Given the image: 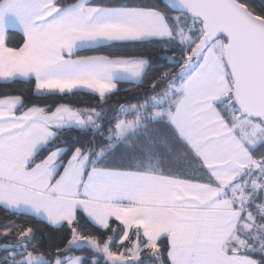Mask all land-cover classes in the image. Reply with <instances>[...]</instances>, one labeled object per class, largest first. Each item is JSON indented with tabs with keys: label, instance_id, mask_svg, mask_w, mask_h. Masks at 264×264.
Masks as SVG:
<instances>
[{
	"label": "snow or ice",
	"instance_id": "6c2138e0",
	"mask_svg": "<svg viewBox=\"0 0 264 264\" xmlns=\"http://www.w3.org/2000/svg\"><path fill=\"white\" fill-rule=\"evenodd\" d=\"M17 80L98 102L0 98V264H264V0H0Z\"/></svg>",
	"mask_w": 264,
	"mask_h": 264
},
{
	"label": "trees",
	"instance_id": "16d2710c",
	"mask_svg": "<svg viewBox=\"0 0 264 264\" xmlns=\"http://www.w3.org/2000/svg\"><path fill=\"white\" fill-rule=\"evenodd\" d=\"M255 3L259 4L260 0H255ZM8 43L11 46H18L20 43H22V38L19 35H16L15 33H10ZM79 54L91 55L94 53L82 51ZM130 87L131 85L127 83H120V91L118 95L111 97V99L106 105V108L109 110V114L113 104L116 101H130L131 103L140 102L135 98L140 92L143 91V89H136L135 91H125V89H128ZM145 87H147V85H145ZM33 88L34 81H14L11 83H2L0 84V98L9 95H20L23 98L25 108L31 107L33 105H40L49 106L53 110L55 106L60 103H70L74 107L85 108L89 106H95L98 102V98L93 97L91 94L87 93L63 98L59 97L58 95L50 96L47 99L38 98L33 94ZM74 138H76L75 142L77 144H85L91 139V136L80 135L76 132H68L65 134V136L61 137V139L67 141L69 145L73 143ZM3 218L4 211L3 209H0V220H3ZM20 220H24V217H20ZM37 227L39 228V231L37 232L36 238L33 241L37 246H43L47 248L49 245H55L58 242H62L65 233L52 230L44 223L37 224ZM164 243L166 244V241H164Z\"/></svg>",
	"mask_w": 264,
	"mask_h": 264
},
{
	"label": "crops",
	"instance_id": "0c3cea01",
	"mask_svg": "<svg viewBox=\"0 0 264 264\" xmlns=\"http://www.w3.org/2000/svg\"><path fill=\"white\" fill-rule=\"evenodd\" d=\"M17 81H22V80H17ZM2 83H11V82L0 81V84H2Z\"/></svg>",
	"mask_w": 264,
	"mask_h": 264
}]
</instances>
